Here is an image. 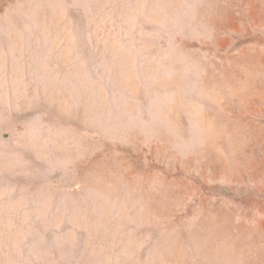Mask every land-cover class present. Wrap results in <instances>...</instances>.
Here are the masks:
<instances>
[{"label":"rangeland","instance_id":"obj_1","mask_svg":"<svg viewBox=\"0 0 264 264\" xmlns=\"http://www.w3.org/2000/svg\"><path fill=\"white\" fill-rule=\"evenodd\" d=\"M0 264H264V0H0Z\"/></svg>","mask_w":264,"mask_h":264}]
</instances>
